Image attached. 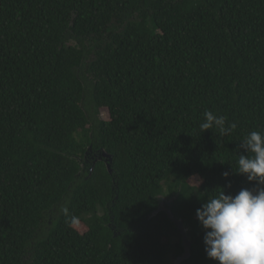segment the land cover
Returning a JSON list of instances; mask_svg holds the SVG:
<instances>
[{
	"label": "trees",
	"instance_id": "obj_1",
	"mask_svg": "<svg viewBox=\"0 0 264 264\" xmlns=\"http://www.w3.org/2000/svg\"><path fill=\"white\" fill-rule=\"evenodd\" d=\"M209 110L235 130L202 131ZM252 131L264 0H0V264H173L162 200L182 264H219L196 210L258 187Z\"/></svg>",
	"mask_w": 264,
	"mask_h": 264
},
{
	"label": "clouds",
	"instance_id": "obj_2",
	"mask_svg": "<svg viewBox=\"0 0 264 264\" xmlns=\"http://www.w3.org/2000/svg\"><path fill=\"white\" fill-rule=\"evenodd\" d=\"M200 129H218L223 135L236 128L226 126V117L212 111L204 113ZM245 153L238 159L239 174L255 181V189H241L235 195L225 191L207 199L196 210L198 221L205 231L204 244L208 258L219 264H264V133L250 132L239 145ZM225 178L228 172L222 174ZM67 213V209H63ZM78 223V217L69 221Z\"/></svg>",
	"mask_w": 264,
	"mask_h": 264
},
{
	"label": "water",
	"instance_id": "obj_3",
	"mask_svg": "<svg viewBox=\"0 0 264 264\" xmlns=\"http://www.w3.org/2000/svg\"><path fill=\"white\" fill-rule=\"evenodd\" d=\"M106 159V163H107V167L110 173H113L111 164L113 161V158L111 156V154H109L108 152H106L105 150H103L100 153V157L99 159ZM171 201H166V200H162L160 202V205L158 207V209H156L153 213H151L146 220L150 219L151 217L155 216L157 213H159L160 211H165L169 217L175 222V224L177 225L181 236H182V245L184 247V252L182 255L178 256L176 259H174L173 264H182L185 260H187L190 256H191V249H192V241L188 238L187 235V229L184 226V223L182 220H178L171 209Z\"/></svg>",
	"mask_w": 264,
	"mask_h": 264
},
{
	"label": "rangeland",
	"instance_id": "obj_4",
	"mask_svg": "<svg viewBox=\"0 0 264 264\" xmlns=\"http://www.w3.org/2000/svg\"><path fill=\"white\" fill-rule=\"evenodd\" d=\"M101 117L103 119H109V111L107 109H102L101 110ZM100 157V154H92V155H89V159H93V158H99ZM85 230V228H83ZM175 241H177V238H175ZM173 259V258H172Z\"/></svg>",
	"mask_w": 264,
	"mask_h": 264
}]
</instances>
